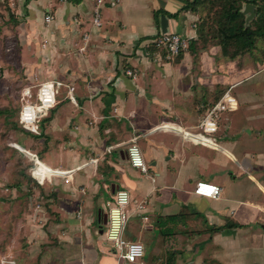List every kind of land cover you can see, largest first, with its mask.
Wrapping results in <instances>:
<instances>
[{"label": "crops", "instance_id": "1", "mask_svg": "<svg viewBox=\"0 0 264 264\" xmlns=\"http://www.w3.org/2000/svg\"><path fill=\"white\" fill-rule=\"evenodd\" d=\"M191 2L103 0V26L97 28L92 20L98 0H19L16 19L29 57L22 58L34 77L64 83L75 99L63 87L65 96L40 128L38 122L34 143L25 142L43 166L71 176L50 172L44 184L35 179L30 191L39 200L27 211L26 231L47 244L37 250L30 240L20 264H130L100 237L108 224L103 198L108 193L114 201L116 190L124 188L131 196L126 239L151 246L150 258L144 255L136 264H264L260 80L251 103L248 90L235 100L236 108L243 104L242 112L251 115L235 139L231 128L224 130L229 147L185 135H202L201 122L226 92L264 75L255 69L248 75L253 58L259 62L263 56L258 49L231 58L214 41L206 45L198 39L206 10L188 8ZM47 15L54 17L50 24ZM166 33L191 40L178 61L167 60L166 50L151 44ZM128 70H135L136 78ZM132 141L147 173L128 159ZM199 181L220 186L221 197L195 195Z\"/></svg>", "mask_w": 264, "mask_h": 264}, {"label": "rangeland", "instance_id": "2", "mask_svg": "<svg viewBox=\"0 0 264 264\" xmlns=\"http://www.w3.org/2000/svg\"><path fill=\"white\" fill-rule=\"evenodd\" d=\"M20 6L21 3H19V0H0V264L10 260L14 261L15 264H20L19 261L24 259V255L26 257L28 256V252H26L28 251V247L26 249V246L29 245L30 240V244L34 243L37 250L39 246H46L47 244L42 243L43 241L40 237L30 238L33 232L26 231L30 226L28 219L29 213L27 211H31L33 209V203L36 204V200H39L38 196H33V192L30 191L32 190L31 186H34L35 183L32 178V170L37 164L41 166L43 164L40 161L36 164L37 160L34 154L24 147L25 142L31 147L32 142L34 143L32 141L34 137L32 134H29V130H26L19 123V114L23 105L22 90L30 85L44 83L49 77H44L43 75L40 78L34 77L29 66L30 64L22 58L24 56L29 57L26 49H22L25 37L23 31L20 29L21 22L16 19L15 12ZM220 49L222 48L220 47ZM258 52L261 53L260 55L263 58L259 62L253 58L254 65L249 68L248 75H251L254 69L264 71V55H262L264 52V42L262 41L259 42ZM214 75L219 77L221 76V72H216ZM263 78L264 75L258 76L256 79H248L245 85L235 88V90L231 88L230 95L236 100L239 94L248 90L245 94L251 103L255 96L253 90L256 87H261V90L264 88ZM258 80H260L258 82L259 87L256 84ZM225 81L224 87H227V77ZM65 93L66 90L62 88L58 100L63 98ZM34 101L36 102L37 99L35 98ZM223 105L227 106V108L223 111L219 110L215 114L218 123L220 122L218 132L216 134L202 132L204 137L209 135L207 138L217 148L220 144L229 147L228 144L231 141L229 139L224 140V137H226L224 130L226 128H231V137L233 135L235 139L238 135L242 134V127L249 124L247 119L251 115L248 111L246 113L242 112V109H244L243 104L235 109H232L227 104ZM248 108V110H252L250 107ZM3 111L8 112L3 114ZM262 111L264 112V109ZM51 112L50 110L46 117L40 115L38 128L50 116ZM234 131H239V134L234 133ZM48 171L49 169L43 166L35 174L38 175L40 172L48 173ZM28 177L31 178L30 182L28 181ZM122 187L124 188V186ZM124 189L128 190L126 188ZM111 199L112 195L107 193L101 204V209L107 214L109 213L107 203L108 201L112 202L113 200ZM102 229L104 232L100 234L101 239L103 238L105 243H107L106 245H110L114 249L113 243L106 239L108 224L102 225ZM42 233L46 236L48 232ZM137 234L138 231H135L129 238L135 240L138 236ZM47 240L44 237V241ZM143 244L145 246V258L149 259L151 256V246L149 244L147 245L145 240H143ZM114 251L116 256H118V252L116 250Z\"/></svg>", "mask_w": 264, "mask_h": 264}, {"label": "built area", "instance_id": "3", "mask_svg": "<svg viewBox=\"0 0 264 264\" xmlns=\"http://www.w3.org/2000/svg\"><path fill=\"white\" fill-rule=\"evenodd\" d=\"M102 3L103 0H98V8H96L92 20L93 24L97 28H101L103 26L101 11L99 9V6ZM53 20L54 17L52 15H47L45 17V22L47 24L52 23ZM190 42L191 40L188 37L181 34L166 33L157 37L153 42H151V44L159 49L166 50V59L172 61L189 49ZM127 74L132 76V78H136L137 76V72L135 70H128ZM63 87L69 88V86H65L64 83L57 80L25 87L21 92L23 101L19 114V123L21 126L26 130L35 133L40 115L43 117L48 116L49 111L58 105V96L61 95V89ZM68 92L70 99L74 102L75 99L73 97L72 89L69 88ZM35 98L37 99L36 102L34 101ZM223 104H227L232 109L237 107L235 99L230 95V90L223 95L221 102L207 112L199 127L201 131H204L207 134H215L217 132L219 125L215 114L219 110L223 111L227 108V106ZM185 135L192 137L195 141L206 143L208 145H214V143L207 138V135L206 137L201 134L186 133ZM127 156L133 167L141 170L143 173H147L148 168L146 167L142 152L134 141H132L127 148ZM35 159L39 161L37 156H35ZM37 163L38 162H36V164ZM40 168L41 165L37 164L35 169L32 170V176L39 182V184H44L45 180L50 179V176H48V174H51L50 172H52L55 176H60L67 180H69L68 176H71V173L68 174L57 170L54 172L49 170L48 173H42L41 177L35 176V172ZM193 192L199 197L215 200L221 197L222 188L207 181H199L197 182ZM130 202V193L125 189H118L115 192L114 201L107 203V206L109 207L107 240L113 243L120 259L130 264H136L144 258L145 248L140 241H128L125 237V231L128 225V215L126 209ZM138 207L140 211L143 210L145 208V202L140 204ZM3 264H15V262L10 260L3 262Z\"/></svg>", "mask_w": 264, "mask_h": 264}, {"label": "trees", "instance_id": "4", "mask_svg": "<svg viewBox=\"0 0 264 264\" xmlns=\"http://www.w3.org/2000/svg\"><path fill=\"white\" fill-rule=\"evenodd\" d=\"M244 4L257 7L256 17L249 25H246V16L242 12ZM200 5H204L206 12L198 31V39L206 41V45L212 40L228 56L236 58L253 54L259 49V42H264V0H193L187 6L196 10ZM180 57L175 60L178 61ZM6 112L3 111V114ZM29 134L33 135L32 132ZM28 181H31L30 177Z\"/></svg>", "mask_w": 264, "mask_h": 264}, {"label": "water", "instance_id": "5", "mask_svg": "<svg viewBox=\"0 0 264 264\" xmlns=\"http://www.w3.org/2000/svg\"><path fill=\"white\" fill-rule=\"evenodd\" d=\"M242 12L246 16V25H249L250 22L256 17V6L253 4H247L245 5L244 10ZM104 217L106 219L105 220V224H106L108 219V214H105Z\"/></svg>", "mask_w": 264, "mask_h": 264}, {"label": "bare ground", "instance_id": "6", "mask_svg": "<svg viewBox=\"0 0 264 264\" xmlns=\"http://www.w3.org/2000/svg\"><path fill=\"white\" fill-rule=\"evenodd\" d=\"M38 162V161H37ZM43 166H41V168H42ZM44 169H45V167H44Z\"/></svg>", "mask_w": 264, "mask_h": 264}]
</instances>
